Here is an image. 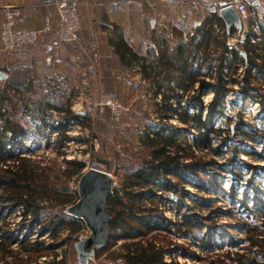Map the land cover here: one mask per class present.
<instances>
[{
    "label": "trees",
    "instance_id": "16d2710c",
    "mask_svg": "<svg viewBox=\"0 0 264 264\" xmlns=\"http://www.w3.org/2000/svg\"><path fill=\"white\" fill-rule=\"evenodd\" d=\"M254 22L256 24L251 21L250 26H256L258 32L247 31L243 42L238 40L236 46L230 48L227 41L234 36L235 27H233L232 35L224 33L219 55L212 58L210 53H206L205 56L203 55L205 61L198 64H195L194 58L196 57V51H193L195 45L202 48L206 43L208 50L212 43L214 26L219 24L222 28L224 27L223 19L216 13L208 18L203 26L196 28L187 42L179 44L176 51H170V45L166 40L164 48L160 47L159 50L158 46V57L148 64L145 63L148 59L139 54L124 38L120 37L116 42L111 41L122 64L132 67L133 60L136 64H143L140 72L144 71L145 76L161 78L162 82L156 83L154 91L152 90L154 97L161 96V102L157 104L159 122L148 128L140 137L146 156L136 167L128 169L123 193L116 189L108 195L107 205L111 215L110 235L104 245L94 247L96 259L111 251L117 241L125 240L121 244L120 253L109 252L114 264H169L165 260L166 249L157 241L154 234L158 231L175 229L177 234L191 240L205 252L222 250V246H228L229 248L223 254L217 255V262L214 261V264H264V165H253L241 159L237 149L235 151L227 149L230 147V140H236L241 136V143H251L252 146L258 144L264 150V122L261 126L253 128L244 121L242 113H238L237 122L232 126H226V121L229 123L235 118L225 115L222 103V98L231 91L227 87L228 84L237 83L236 78H231L230 81L225 79L227 75L224 69L229 66L237 73L239 67L243 65L244 80L240 82L241 89L236 92L245 102L259 103L260 110L264 113V87L260 86L261 93H258L251 82L252 73H256V77L264 81V24L259 19H255ZM237 36L241 38L240 35ZM255 38L260 39L256 44L251 41ZM239 46L244 47L243 51L239 50ZM242 52L246 53V57L241 55ZM208 58H211L210 63L204 67ZM216 61H218L217 67L214 66ZM214 73L215 79H213ZM208 78L213 79V83ZM197 83L199 86L196 88ZM209 91L214 96L210 102L204 103L202 96ZM192 92L193 94L190 95ZM8 99L10 97L7 92L0 93L2 122L0 126V238H3V241L0 239V249L3 252L12 253L15 260L14 263L4 261L6 258L4 256L0 258V264H29L39 253H46L49 249L54 250L59 246L53 244L45 246L43 241H39L41 236L47 232L50 236H57L61 229H66L72 235L85 229L86 224L83 219L74 215L72 218H67L65 214H62V209L55 211L53 208L51 211L44 204L47 202L46 199H49L55 202L54 206L66 207L69 204L74 205L79 198L77 199L75 194L63 193L58 187L51 185L48 182L49 177L43 173L44 168L25 155L32 145L25 146L24 141L37 139V137L29 132L26 125L15 121L10 116V110L5 102ZM48 110L47 108L43 118L33 116L41 123L36 127L37 132L44 135L47 127L58 132L60 143L69 142L71 137L67 135V132L71 123L79 122L81 117L74 114L70 107H51L52 111L62 116L58 124H51L47 118ZM173 119L182 122L184 129L171 124ZM223 119H225L224 123L221 121ZM186 134L190 136L189 143L180 139L185 138ZM214 140L219 141L216 149L213 146ZM206 150L219 155L224 161L220 163L199 155L198 152L204 153ZM243 150L240 152L250 155V151ZM252 154L257 160L264 162L263 152L253 151ZM67 164L72 171L64 172H68L67 176L70 178L75 175L81 176L86 166L85 162L76 159L69 160ZM237 167L246 172L242 177L237 175ZM246 175L248 178H244ZM184 184H190L204 193L190 195L185 191L193 202L212 213L226 212L227 209L213 205L221 197L245 210L243 215L247 213L246 216H248L244 217L246 221H244L243 231L248 241L246 252H241V249L236 250L243 247H238L239 239L208 223L206 220L209 217L198 213L182 212L185 206L182 199L187 196L183 194L180 196L178 193L184 192ZM240 190H246L244 195ZM160 191L173 193L174 208L178 210L177 221L168 219L163 210L159 209V205L155 204L160 199L163 204L166 203V199L159 194ZM142 199L154 203L149 206L141 205ZM15 212L20 214L21 219L16 227L11 228L7 226L8 223L5 220ZM4 215L6 217H3ZM124 224L129 230L121 228ZM33 235L35 237L30 238ZM11 242H17L27 255L22 257L19 253L10 251L9 243ZM26 243L27 246L30 244V247H23ZM169 251L171 252L170 249ZM172 253L181 254L178 249H173ZM187 254L197 257L192 251Z\"/></svg>",
    "mask_w": 264,
    "mask_h": 264
},
{
    "label": "rangeland",
    "instance_id": "374dc122",
    "mask_svg": "<svg viewBox=\"0 0 264 264\" xmlns=\"http://www.w3.org/2000/svg\"><path fill=\"white\" fill-rule=\"evenodd\" d=\"M132 0H129V2ZM145 2H149L151 0H140ZM228 0H176L178 2L176 4L177 13L181 11L180 16L183 13L188 11L194 12V16L191 15L190 21L186 22V26L181 28L179 26L180 22L175 17H172L169 14L160 15L158 17L159 22L163 23L164 26H161L162 31H157L154 34V42L152 40V33L150 32L149 22L144 20L145 28L142 32L141 39L136 47L130 44L135 50L145 56L146 64L152 61L154 58L158 57V46L164 48L166 40H168V35L170 39L177 36H183L186 39H189L190 35L196 31V28L203 26L208 18H210L213 14H218L220 17L219 9L227 3ZM249 2V8L251 12V18L249 21V25H247L248 31L258 32L256 26L251 25V21L254 22L255 19H259L264 24V0H256L261 1L263 4L252 6L255 0H247ZM184 10V12H183ZM81 17H82V2H81ZM222 18V17H221ZM223 19V18H222ZM82 20V18H81ZM224 21V19H223ZM225 23V21H224ZM249 27V28H248ZM256 29V31H254ZM214 34L211 38L212 43L207 50V44L205 43L202 48H198L195 45L193 51H196L194 57L196 59V63H203L204 56L206 53H210L212 58H216L217 55L221 52V43L223 41L224 33L227 35H232V28L228 31L226 24L222 28L219 24L214 26ZM238 27L234 29V36H231L228 39V45L230 48L236 46V42H239L242 39V34L238 32ZM53 32V29L52 31ZM241 34V38L239 39L237 35ZM245 34V33H244ZM163 35V36H162ZM164 36L166 38H164ZM161 38V41H160ZM199 39V38H198ZM245 39V37H244ZM242 39V40H244ZM164 42V43H163ZM230 43V44H229ZM154 44V46H153ZM256 44V43H254ZM179 45H170V51H176ZM243 46H239V50L243 51ZM243 53V52H242ZM241 53V55H243ZM245 53V52H244ZM204 55V56H203ZM244 56V55H243ZM191 58V56H190ZM211 58H208L205 62V66L210 63ZM113 64L108 63L106 65L108 73L104 76L102 74H98V70L100 72L101 67L99 65H94L92 71L86 70L85 76L82 75L80 79V85L73 84L68 81L67 77L65 79L60 78L59 81L63 84L61 87H56L53 81L50 82V86H39V90L35 92L33 98L36 101H41L42 104L47 105V103H51L52 105H56L57 107L65 106L70 107L71 111L76 114V110L79 112H85V114L79 115L81 120L76 123H71V127L69 128V133L67 135L71 137L69 142L64 141L65 143H60L58 137L60 135L57 131H52L49 128H45V133L42 135L40 132H37L36 127L40 125L36 119L32 115H28L25 113V107L23 104V99L27 97L24 95V92L15 93L11 91L10 105L6 102L9 109L16 111L17 113V105H20L18 115L15 120L19 123L25 124L28 128L29 132H31L37 139L25 140L24 145L30 146L29 150L26 151L25 155L30 157L32 160L39 163L40 167H43V173L47 177H49L48 182L52 185H55L60 189L63 193L67 194H75L77 199L80 198L79 192V181L84 173L89 168H96L100 170H104L111 174V184L110 189L114 192V190L118 189L123 193L125 188V183L127 180V172L128 169L136 167L143 157L146 156L145 148L141 145L140 137L147 131L148 128L155 126L157 122H159V115L157 110V104L161 102V96L159 95L157 98L154 97L152 90L154 91L156 87V83L162 82L161 78H155L152 76H145L143 71L140 72V68L143 67V64H136L132 60V67L127 68L124 66H119L116 62L112 61ZM215 67L218 65V61L214 62ZM248 65V64H246ZM118 67V70H117ZM205 69V68H204ZM203 69V70H204ZM227 72H224L225 79L229 80L231 78H236L237 83L228 84V88L231 90L227 92L226 96L222 98V103L224 104L225 115L234 116L231 122H225V119L221 120L222 123H226V126H232L237 122L238 113H242V118L246 123L251 125V127H259L262 122H264V113L260 110L259 103H252L250 101H244L240 98V94L236 91L241 89L240 82H242L243 75H245V67L241 65L235 73L232 71V68L228 66ZM140 73V74H139ZM216 74H213V79H215ZM48 79V78H47ZM84 79H87L88 84H84ZM213 79L208 78L210 82L213 83ZM46 81V79H44ZM79 80L75 77V82ZM251 82L252 87H256L258 93H261L260 86L264 87V81L258 77H256V73L251 74ZM58 83V82H57ZM243 83H245L243 81ZM55 86V88H53ZM199 86V83L196 84V88ZM259 87V88H258ZM252 93L253 90H251ZM104 94H114L116 95L122 103L126 105L130 109L120 122L114 121L108 111L104 112L105 114H99V106L98 103L102 100L101 96ZM190 93V95H192ZM213 93L211 91L203 94L202 99L204 103L210 102L213 98ZM91 105V106H88ZM10 106H12L10 108ZM35 107V106H34ZM32 107L33 115L35 114V109ZM25 108V109H24ZM75 110H73V109ZM49 122L51 124H58L61 121V117L58 112L52 111L51 107L48 108ZM90 109V110H89ZM14 113L11 112L13 116ZM38 114H36L37 117ZM237 117V118H236ZM220 121V123H221ZM173 125L180 126L184 129L182 122L177 119H173ZM219 124V123H218ZM2 122L0 120V126ZM24 125V126H25ZM49 125V124H48ZM52 131V132H51ZM40 137V138H39ZM241 136H239L236 140H230L229 146L227 149L229 151H235L237 149V154H239L241 159L250 162L256 166L264 165L262 160H257L254 157L253 151L257 153L263 152L262 146L256 144L252 146L251 143H241ZM42 138V139H41ZM182 141H187L189 143L190 136L186 134L185 138H180ZM34 142V143H32ZM39 142V143H38ZM219 141L214 140L213 146L215 149ZM238 147V148H235ZM250 151V155H247L240 151ZM199 155L205 157L206 159L212 158L215 161L222 163L224 161L223 158L219 157L217 154L209 153L207 150L204 153L198 152ZM81 160L85 162L86 166L83 170L81 176H73L70 178L67 176L68 172L64 171H72V168L68 167L67 162L69 160ZM238 174L241 177L243 173L239 167H237ZM222 173V170H220ZM70 173V172H69ZM248 178V175L246 177ZM180 183V182H179ZM184 192L178 193L180 196L183 194L187 197L182 199L184 203V207L182 212L185 213H198L203 216L209 217L206 220L208 223H212L217 226V229L220 231H226L229 234L234 235L239 239V245L243 246L241 252H246L245 248L248 246V241L246 239L244 231V221L248 216L246 213V217L243 215L245 210L242 207H238L237 205H232L226 198H219L213 204L214 207H221L225 210V213H217L211 212L208 209L199 206L197 203L193 202L191 198L188 197V192L190 195H203L204 193L200 192L194 186L190 184H184ZM243 189V188H242ZM111 191V192H112ZM243 195L244 191L240 190ZM159 194L161 197L166 199V203L163 204L160 201H156L155 204L159 209H162L165 216L172 220L177 221L178 219V210L174 208L173 198L174 195L171 192L160 191ZM241 197V196H240ZM180 199V198H179ZM47 202L44 204L53 211H62V214H65L67 218H72L73 213L69 210V204L66 207L54 206L55 202L46 199ZM42 201V200H41ZM78 201V200H77ZM76 201V202H77ZM176 201V200H175ZM150 200L142 199L141 205H150ZM69 206V207H68ZM234 207V208H233ZM49 209V210H50ZM216 211V210H215ZM48 212V211H47ZM260 215H258L259 217ZM3 217H6L5 215ZM245 217V218H244ZM254 218H257L254 216ZM20 214L15 212L10 217L5 220L11 228L16 227L17 223L20 221ZM84 221V220H83ZM256 221V220H255ZM86 226V225H85ZM123 230H129L128 226L124 224L121 227ZM91 236V230L86 226L85 229H82L78 233H74L70 235V232L66 229H61L58 232L57 236H50V233H46L45 235L40 237L39 241H43L45 246L49 244L59 245L58 248H54V250H48L46 253H39L32 259L29 264H114L112 262V257H110L109 252L115 251L116 254L121 251V244L125 242V240H119L112 247V250L104 253L99 259H96L92 253V250L89 246L83 245V240L85 238H89ZM157 241L166 249V258L165 260L171 264H214L213 262H217V255H221L225 252L229 247H223L222 250H215L213 252H205L200 247H197L192 243L191 240L183 237L182 235L177 234L175 229L172 231H158L155 233ZM1 237V235H0ZM35 237V235L30 238ZM3 241V238H0ZM65 241V242H64ZM11 243H13L11 245ZM9 243V250L12 252L19 253L20 256H25L22 250L23 248L17 242ZM24 245V244H23ZM30 244L27 243L23 247H30ZM5 247V246H4ZM93 247V246H92ZM178 249V252L181 254H171V252ZM5 250V249H4ZM190 251L194 252L197 257H191L187 253ZM218 253V254H216ZM249 253V252H248ZM6 256L4 261L13 262L14 255L7 251H1L0 249V258ZM251 256V254H249ZM27 260L26 258H23ZM14 263V262H13ZM25 263V262H24ZM116 263V262H115ZM26 264V263H25Z\"/></svg>",
    "mask_w": 264,
    "mask_h": 264
},
{
    "label": "crops",
    "instance_id": "0c3cea01",
    "mask_svg": "<svg viewBox=\"0 0 264 264\" xmlns=\"http://www.w3.org/2000/svg\"><path fill=\"white\" fill-rule=\"evenodd\" d=\"M53 1L0 0V30L4 10L10 5L22 8V15L18 19L19 27L41 29L46 17L52 18L55 23L53 32H43L36 44L25 49L4 51L0 44V71L7 75L6 79H0V93L7 92L10 97L11 91L24 92V95H27L23 99L25 113L32 116L38 114V118L45 117L47 108L57 107L51 103L42 104L41 101H36L33 98L40 85L51 87L50 82L54 80L53 82H56L54 85L61 87L63 84L59 79L63 80L65 77L69 82L80 85L79 78L82 75L85 76L86 70L92 71L94 65H99L101 70L100 72L98 70L97 73L104 76L108 73L106 65L113 64L112 61L119 66L133 68L120 62L111 41L116 42L118 38L122 37L129 44H137L142 39L141 35L145 28L144 20L149 22L153 40L156 30L162 31L158 19L160 15L163 16L166 13L172 17L176 16L181 28H184L186 22L190 21L191 15H195L194 12L188 11L180 16L181 11L177 13L176 4L178 2H175L176 0H151L145 3L140 0L130 2L129 0H82L80 39L75 43L60 44L56 39L58 18ZM164 38L166 37L164 36ZM168 38V44L172 46L185 43L188 40L183 36H177V34L171 39L168 35ZM75 77L79 80L78 82H75ZM52 78L54 79L52 80ZM83 81L84 84H88L86 83L87 79ZM5 102L10 105V100ZM16 107L18 113L21 106L17 105ZM32 107L35 109L34 115ZM64 107L63 105L59 108ZM9 110L10 113H14L13 116H10L15 120V114L16 117L18 114L14 110Z\"/></svg>",
    "mask_w": 264,
    "mask_h": 264
},
{
    "label": "built area",
    "instance_id": "2783aa9c",
    "mask_svg": "<svg viewBox=\"0 0 264 264\" xmlns=\"http://www.w3.org/2000/svg\"><path fill=\"white\" fill-rule=\"evenodd\" d=\"M262 1V0H261ZM259 2V5L263 4ZM81 2L82 0H54L53 4L58 18V30L56 32L57 43L68 44L78 42L81 32ZM224 7H233L238 13L242 23L243 30L241 32L242 39H244L247 25L251 18L249 2L247 0H228ZM221 8V9H222ZM219 9V11L221 10ZM22 15V8L16 5L7 6L4 10L3 22L0 30V44L4 51H17L25 49L31 45L36 44L43 32H51L53 24H55L50 17H46L41 29L22 28L18 26V19ZM160 26H164L160 23ZM253 27V26H252ZM249 28V27H248ZM254 28V27H253ZM54 30V29H53ZM256 31V29H254ZM240 34V36H241ZM241 39V41H243ZM259 38L252 39V43H257ZM230 44V43H229ZM216 70V69H215ZM227 72V69H224ZM102 100L98 103L99 114L103 115L108 111L110 117L120 122L121 119L130 112L124 103L114 94H104L101 96ZM91 106V105H88ZM73 109V108H72ZM75 110V109H73ZM90 110V109H89ZM84 112L76 110V114L83 115ZM84 116V115H83ZM69 133V131H68Z\"/></svg>",
    "mask_w": 264,
    "mask_h": 264
},
{
    "label": "water",
    "instance_id": "95a60500",
    "mask_svg": "<svg viewBox=\"0 0 264 264\" xmlns=\"http://www.w3.org/2000/svg\"><path fill=\"white\" fill-rule=\"evenodd\" d=\"M254 1L253 5H258ZM224 19L227 30L238 27L239 32L243 30V23L233 7H224L219 11ZM246 57V53H242ZM7 75L0 71V79H6ZM111 177L108 172L96 168H89L82 174L79 181V200L69 207L74 216L84 220L86 226L91 230V236L83 240V245L89 246L95 255L94 247L104 245L110 235L111 215L107 205ZM93 246V247H92Z\"/></svg>",
    "mask_w": 264,
    "mask_h": 264
},
{
    "label": "bare ground",
    "instance_id": "6f19581e",
    "mask_svg": "<svg viewBox=\"0 0 264 264\" xmlns=\"http://www.w3.org/2000/svg\"><path fill=\"white\" fill-rule=\"evenodd\" d=\"M110 177H111V174L109 173Z\"/></svg>",
    "mask_w": 264,
    "mask_h": 264
}]
</instances>
